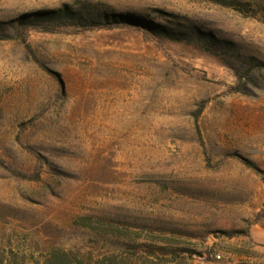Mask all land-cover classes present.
<instances>
[{
	"label": "rangeland",
	"instance_id": "374dc122",
	"mask_svg": "<svg viewBox=\"0 0 264 264\" xmlns=\"http://www.w3.org/2000/svg\"><path fill=\"white\" fill-rule=\"evenodd\" d=\"M76 1L0 0V264H264V0Z\"/></svg>",
	"mask_w": 264,
	"mask_h": 264
},
{
	"label": "trees",
	"instance_id": "16d2710c",
	"mask_svg": "<svg viewBox=\"0 0 264 264\" xmlns=\"http://www.w3.org/2000/svg\"><path fill=\"white\" fill-rule=\"evenodd\" d=\"M219 4L227 7H233L236 10H250L248 6L249 4H244L240 1L236 0H215ZM27 20H31V22L40 23L44 27H59V26H76L79 28L90 29V28H98L109 25H120V24H128L133 26H139L143 23V19L136 15H132L129 13H117L106 9L103 4H95L88 1L78 0L74 4H64L62 7L58 9H49L42 10L35 13L27 14L25 16ZM24 18V19H25ZM144 24V23H143ZM2 25V24H0ZM158 29L159 33L166 35L168 37L175 36V31L173 28L162 26L161 24H154ZM195 32L199 30L194 28ZM248 82H254L253 79L247 76ZM244 85L240 87V91L245 92L243 89ZM203 112L201 109L195 115V129L198 137L200 138V142L204 144L201 134V129L199 125V119ZM244 162L248 165L251 163L248 160H244ZM26 177V175H24ZM175 254H178L180 258L185 259L188 254L192 256V254L185 248L176 249ZM202 257L203 255H199ZM56 257V259H55ZM54 260L51 264H74L66 254L58 256L55 255ZM95 264H119L116 259L113 257H106L104 259L98 260ZM241 264H249L247 262H243Z\"/></svg>",
	"mask_w": 264,
	"mask_h": 264
}]
</instances>
